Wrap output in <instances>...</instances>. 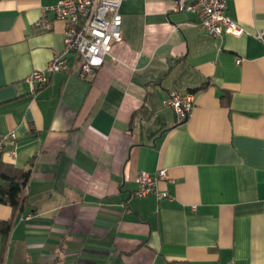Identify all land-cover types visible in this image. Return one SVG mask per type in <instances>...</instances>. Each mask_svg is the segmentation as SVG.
I'll return each mask as SVG.
<instances>
[{
  "label": "crops",
  "instance_id": "obj_1",
  "mask_svg": "<svg viewBox=\"0 0 264 264\" xmlns=\"http://www.w3.org/2000/svg\"><path fill=\"white\" fill-rule=\"evenodd\" d=\"M57 1L0 0L3 156L32 170L23 208L0 204L4 264H264V0H228L244 31L221 37L173 0H124L117 60L82 78L70 52L33 90L64 46L52 10L35 26ZM172 90L195 94L184 121ZM162 168L170 196L136 195Z\"/></svg>",
  "mask_w": 264,
  "mask_h": 264
},
{
  "label": "built area",
  "instance_id": "obj_2",
  "mask_svg": "<svg viewBox=\"0 0 264 264\" xmlns=\"http://www.w3.org/2000/svg\"><path fill=\"white\" fill-rule=\"evenodd\" d=\"M124 0H58L51 7L43 9V15L35 22L38 29H49L52 19L48 11L52 10L56 19L65 23L64 46L56 50L47 66L35 70L29 75L33 90L48 83L50 76L59 71L70 72L72 64L68 54L74 52L79 75L88 78L104 64L110 56L117 60L114 45L122 39L121 5ZM176 11L196 12L200 24L210 34L221 37L223 32L241 34L242 26L227 14L228 0H173ZM258 36L264 39V32ZM241 59L237 58V62ZM177 114L180 121L186 120L196 105L195 94L172 90L166 101ZM16 133L10 132L0 137V153H4L6 143L15 140ZM15 156V149L9 151ZM169 179L167 169L162 168L154 173L142 171L139 175L138 196L156 194L158 198L169 197L168 191L159 188V182ZM229 264H235L230 261Z\"/></svg>",
  "mask_w": 264,
  "mask_h": 264
},
{
  "label": "trees",
  "instance_id": "obj_3",
  "mask_svg": "<svg viewBox=\"0 0 264 264\" xmlns=\"http://www.w3.org/2000/svg\"><path fill=\"white\" fill-rule=\"evenodd\" d=\"M31 172V168L19 167L5 160L3 153H0V204L11 206L15 212L23 208ZM11 228V221L1 222L0 234L8 236ZM4 254L3 248L0 252V264H4Z\"/></svg>",
  "mask_w": 264,
  "mask_h": 264
}]
</instances>
